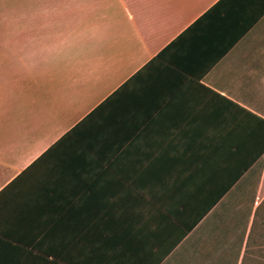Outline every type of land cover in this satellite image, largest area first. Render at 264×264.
I'll use <instances>...</instances> for the list:
<instances>
[{
  "label": "crops",
  "instance_id": "1",
  "mask_svg": "<svg viewBox=\"0 0 264 264\" xmlns=\"http://www.w3.org/2000/svg\"><path fill=\"white\" fill-rule=\"evenodd\" d=\"M263 206L264 0L0 3V264H245Z\"/></svg>",
  "mask_w": 264,
  "mask_h": 264
},
{
  "label": "rangeland",
  "instance_id": "2",
  "mask_svg": "<svg viewBox=\"0 0 264 264\" xmlns=\"http://www.w3.org/2000/svg\"><path fill=\"white\" fill-rule=\"evenodd\" d=\"M5 1H14V0H0V3L5 2ZM259 217L260 218L261 217L264 218V206L262 207V209L259 212ZM263 237H264V235H263ZM251 257H252V260L249 259V258H246V263L245 264H249L250 261H251L252 264H264V249H261V250H258L257 249V250H255L253 252V255Z\"/></svg>",
  "mask_w": 264,
  "mask_h": 264
}]
</instances>
